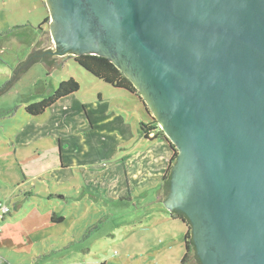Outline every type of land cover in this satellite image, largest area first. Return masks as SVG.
<instances>
[{
  "label": "water",
  "instance_id": "1",
  "mask_svg": "<svg viewBox=\"0 0 264 264\" xmlns=\"http://www.w3.org/2000/svg\"><path fill=\"white\" fill-rule=\"evenodd\" d=\"M45 2L39 40L65 52L49 73L106 56L175 145L163 204L188 216L201 264H264V0Z\"/></svg>",
  "mask_w": 264,
  "mask_h": 264
},
{
  "label": "rangeland",
  "instance_id": "2",
  "mask_svg": "<svg viewBox=\"0 0 264 264\" xmlns=\"http://www.w3.org/2000/svg\"><path fill=\"white\" fill-rule=\"evenodd\" d=\"M46 6L0 0V87L41 37ZM65 58L50 73L37 62L0 97V203L11 211L6 219L35 212L65 219L28 231L24 247L0 246V256L11 264H181L186 224L160 202L161 185L126 190L125 197L115 189L117 164L127 161L128 169L143 171L148 154L153 160L163 150L147 152L140 139L138 98ZM70 78L80 84L77 92L40 116L25 112L28 103ZM57 167L77 178L56 177Z\"/></svg>",
  "mask_w": 264,
  "mask_h": 264
},
{
  "label": "trees",
  "instance_id": "3",
  "mask_svg": "<svg viewBox=\"0 0 264 264\" xmlns=\"http://www.w3.org/2000/svg\"><path fill=\"white\" fill-rule=\"evenodd\" d=\"M41 3L45 6V1L41 0ZM49 22V15L43 20L39 25L38 29L41 32V37L44 39L48 34V29L44 26ZM43 39L38 40L33 46L31 52L29 53L26 60L21 62L19 71L15 72L10 80L6 82L2 87H0V97L6 94L14 82L21 78V76L26 73L34 64L40 61H45L48 64H54L56 62L55 54L60 56L62 53L58 50L44 49ZM50 40V37H48ZM73 58L77 64L82 66L85 70L91 73L96 78L103 80L104 82L112 85L114 88L122 89L129 94L138 98V106L140 111L145 117L144 122L140 123V132L142 137H145L148 140H155L158 138H165L164 131L160 128L158 121L152 116L149 106L145 102L144 98L141 96V93L133 82L106 56L97 55V54H82L79 56L67 55L65 60ZM80 89V84L74 79L70 78L69 80H63L60 82L58 87L50 92L48 95L43 97L41 100L28 103L25 106V112L30 116L36 117L45 113V111L53 106L55 103L61 99L68 97ZM172 155L170 158L169 165L166 169L165 174L160 179L161 190L165 195L169 192L171 172L174 163L177 160V150L175 145L169 142ZM9 211L6 215L10 214ZM5 215V216H6ZM172 218L175 220L179 219L186 224V233L184 245L186 248L184 257L181 261V264H187L190 260H195L198 264H201L197 256H195V245L192 241V226L187 216L182 213H171ZM4 217V216H3ZM65 219L63 215L57 216L55 213L52 214L51 220L53 222H61ZM20 246L23 242H26V239L20 235L12 240ZM7 245L4 241L0 240V246ZM10 246V245H9ZM0 264H11L8 260H5L0 256Z\"/></svg>",
  "mask_w": 264,
  "mask_h": 264
},
{
  "label": "crops",
  "instance_id": "4",
  "mask_svg": "<svg viewBox=\"0 0 264 264\" xmlns=\"http://www.w3.org/2000/svg\"><path fill=\"white\" fill-rule=\"evenodd\" d=\"M136 108H138V106ZM139 109L138 111L140 113ZM141 116H142L141 122H144L145 117L143 115ZM141 138H145V137H142V134L140 132V139ZM143 140L148 143V145H146L147 147L146 149H148L147 152L152 151L151 149L154 146H158V147L163 146L161 147L163 149L162 152L157 153V155L155 156V158H158L159 162L155 163L154 162L155 158L152 160L151 158H153V156L148 154L147 160H149L150 162H148L149 164L146 165V170L143 171H141L140 167L138 168L137 166L135 167L133 165L128 169L127 161L125 162L124 165L117 164V166L115 167H116V172L118 174V180L116 182L115 189L123 192L122 193L123 197L127 196L126 190L131 192V190H134L136 187L145 188L149 186L151 188H156L155 186L160 184V179L165 174L166 169L169 165L172 151L170 149L169 142L165 138L161 137L155 140H148L145 138ZM161 161H163L162 165H160ZM150 167H152V170L154 171H151L149 169ZM57 169H59L60 172H58L57 174L55 173L56 177L60 178V174H63L64 176L69 177L71 179L77 178L75 174H68V170L65 169V167H57ZM161 195L162 193L159 195V199L160 202L163 203V200H161ZM37 215L39 216V218ZM51 216L52 214L50 212L44 215L37 214L35 212L34 214H30V216L25 217L22 220H15V221H8L6 219V216H4L0 218V220L3 221L0 227V240L4 241V243H6L7 245L18 246V244L12 242V240L16 237V235H20L26 239V242H30V236L28 235V231H34L39 227H41L42 225L55 223L51 220ZM43 217H46V219H43ZM26 242L25 243L23 242L20 246L24 247L26 245Z\"/></svg>",
  "mask_w": 264,
  "mask_h": 264
},
{
  "label": "flooded vegetation",
  "instance_id": "5",
  "mask_svg": "<svg viewBox=\"0 0 264 264\" xmlns=\"http://www.w3.org/2000/svg\"><path fill=\"white\" fill-rule=\"evenodd\" d=\"M45 1V0H44ZM45 5H47L46 4V2H45ZM47 7V6H46ZM47 9H48V7H47ZM49 22H50V12H49ZM49 22H48V30H49ZM60 48H62V47H60ZM59 51L62 53L61 55H65V52L64 51H62L61 49H59ZM67 55H69V54H67ZM169 190H170V187H169ZM169 193V192H168ZM168 193H167V195H168ZM179 213V212H182V211H180V210H178V209H173V211H169V213H170V217L172 218V216H171V213ZM182 213H184V212H182ZM186 215V214H185ZM187 216V215H186ZM187 218H188V216H187ZM188 220H189V218H188ZM190 221V220H189ZM191 223V222H190ZM192 241H193V232H192ZM194 243V242H193ZM196 252H197V248L195 247V256H196ZM199 259V258H198ZM196 261L193 259V260H190V262H188L187 264H194Z\"/></svg>",
  "mask_w": 264,
  "mask_h": 264
},
{
  "label": "built area",
  "instance_id": "6",
  "mask_svg": "<svg viewBox=\"0 0 264 264\" xmlns=\"http://www.w3.org/2000/svg\"><path fill=\"white\" fill-rule=\"evenodd\" d=\"M9 211H10L9 207H7L6 205H2L0 203V213H1L0 218L5 216Z\"/></svg>",
  "mask_w": 264,
  "mask_h": 264
}]
</instances>
